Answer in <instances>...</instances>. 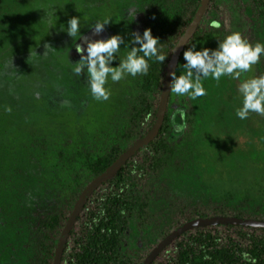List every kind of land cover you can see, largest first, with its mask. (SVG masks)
Returning <instances> with one entry per match:
<instances>
[{
  "label": "rangeland",
  "instance_id": "1",
  "mask_svg": "<svg viewBox=\"0 0 264 264\" xmlns=\"http://www.w3.org/2000/svg\"><path fill=\"white\" fill-rule=\"evenodd\" d=\"M140 3L0 0V264H28L32 252L26 221L11 206L21 197L32 200L45 191L63 201L73 178L67 158L96 152L111 138L116 123L128 118L141 79V75H126L119 82L109 78L110 98L97 101L87 71L81 77L72 71L81 57L73 61L69 57L79 36L74 40L68 35V21L79 17L83 36L97 21L110 18L103 39L119 34L125 40L112 65L117 67L134 47L133 33L140 32ZM216 6L227 34L239 31L250 42L257 40L258 28L241 0H217ZM259 35L264 43V32ZM49 44L54 49L45 54ZM205 47L209 48L201 42L195 45L197 51ZM259 75H264V56L240 80L205 79L207 94L195 100L170 90L171 109H166L172 128L170 149L162 154L152 185L154 212L166 205L164 192L170 186L189 197L250 196L264 201V116L236 115L243 99L240 83ZM177 125L184 126L182 132L176 131ZM28 180L32 183L23 184ZM169 249L157 258L158 264Z\"/></svg>",
  "mask_w": 264,
  "mask_h": 264
},
{
  "label": "trees",
  "instance_id": "2",
  "mask_svg": "<svg viewBox=\"0 0 264 264\" xmlns=\"http://www.w3.org/2000/svg\"><path fill=\"white\" fill-rule=\"evenodd\" d=\"M200 1L141 0L137 17L139 33L143 35L151 28L153 36L160 39V52L167 59L164 63L154 58L149 61V71L140 77L128 118L116 123L111 138L98 151H83L67 158L73 178L63 201H56L45 191L46 194L37 193L32 200L21 197L11 206L20 219L26 221L30 233L28 245L30 243L32 252L28 264H52L57 240L81 191L154 124L167 63ZM241 1L259 31L257 40L251 43H261L264 0ZM216 3L217 0H210L196 31L184 46L175 69L177 75L183 71L182 65L186 63L183 54L188 47L201 42L216 49L219 41L229 35L216 14ZM213 20L220 21L219 29L210 26ZM104 34L103 31L93 35V31H89L83 36L103 39ZM77 43L83 44V40L78 39ZM84 47L86 55L87 45ZM69 57L72 61L80 59L76 47ZM167 105L168 110L171 109L170 96ZM170 122V113L166 111L155 139L94 191L70 231L60 264H140L170 231L197 217L264 220V201H255L250 196L220 198L203 194L189 197L172 186L164 192L167 206H162L159 213L153 211L151 189L157 179L162 154L170 149L167 141L172 129ZM31 183L32 180H28L23 184ZM155 228L160 234L155 235ZM169 247L162 264H251L252 259L256 264H264V229L232 225L200 227L184 232L165 249ZM243 253H248L250 259H244ZM157 258L151 264H158Z\"/></svg>",
  "mask_w": 264,
  "mask_h": 264
},
{
  "label": "clouds",
  "instance_id": "3",
  "mask_svg": "<svg viewBox=\"0 0 264 264\" xmlns=\"http://www.w3.org/2000/svg\"><path fill=\"white\" fill-rule=\"evenodd\" d=\"M47 15L51 17L52 13ZM111 21L110 18H105L102 22L97 21L92 26L93 35L103 32L105 26ZM49 22L51 23V19ZM210 26L219 29L221 23L219 20H213ZM67 33L74 40L77 36L83 40V44L75 45L81 59L73 63L72 71L77 77L83 76L85 70L87 71V82L92 96L97 101H107L110 98L111 92L107 87L109 78L113 82H119L126 75L133 77L147 75L150 68L149 61L154 58L155 61L164 63L167 59V56L160 52L158 47L161 44L160 39L153 36L151 28L146 29L143 35L139 32L133 33L131 43L139 46L131 47L117 67L112 65L117 59L121 45L125 44L122 35H112L108 39H91L82 36L79 17H72L68 21ZM84 44L87 45L86 55ZM45 48V54L54 49L50 44L45 45ZM183 56L186 61L182 65L183 71L180 75H177L175 71L171 73L170 90L177 96L187 95L195 100L207 94L203 83L205 79L211 77L219 82L222 77L228 76L240 80L243 74L251 72L253 66L258 64L264 56V43L253 44L241 32L236 31L226 36L223 41H219L218 48L215 50L205 47L197 51L193 46L188 47ZM238 91L243 98L242 106L236 110L238 118L247 119L252 113L264 116V75L243 80ZM183 115L181 110L182 118ZM183 128L184 126L177 125L176 131L182 132ZM242 255L244 259H250L248 253ZM251 264H256L255 259L251 260Z\"/></svg>",
  "mask_w": 264,
  "mask_h": 264
},
{
  "label": "water",
  "instance_id": "4",
  "mask_svg": "<svg viewBox=\"0 0 264 264\" xmlns=\"http://www.w3.org/2000/svg\"><path fill=\"white\" fill-rule=\"evenodd\" d=\"M210 0H201L199 6L191 20V22L186 27L183 34L178 39L176 45L173 48L171 57L167 63L165 75L162 83L158 108L155 115V122L151 128L139 139L135 140L124 152H122L114 162L108 166L105 171L96 176L91 180L85 188L79 194L76 202L73 205L72 211L68 216L54 250V257L52 264H60L64 246L66 245L67 239L69 237L70 231L74 227V224L78 216L83 211L85 204L88 199L98 189L103 183L111 180L118 170L125 164V162L134 156L139 150L145 148L150 142H152L157 136L160 128L163 125V121L166 114L167 102L170 94V85L172 81L171 73L175 71L180 54L184 49L186 43L191 39L194 32L196 31L202 16L204 15ZM224 226L232 225L239 227H250V228H261L264 229V220L256 219H242L229 216H214V217H197L189 220L183 224H180L177 228L170 231L166 236H164L149 252L144 261L141 264H151L153 260L178 236L182 235L184 232L200 228V227H214V226Z\"/></svg>",
  "mask_w": 264,
  "mask_h": 264
},
{
  "label": "flooded vegetation",
  "instance_id": "5",
  "mask_svg": "<svg viewBox=\"0 0 264 264\" xmlns=\"http://www.w3.org/2000/svg\"><path fill=\"white\" fill-rule=\"evenodd\" d=\"M147 255H148V254H147ZM147 255H146V256H147ZM146 256H145V258H146ZM145 258H144V259H145ZM144 259L142 260V262L144 261ZM142 262H141V263H142ZM141 263H140V264H141Z\"/></svg>",
  "mask_w": 264,
  "mask_h": 264
}]
</instances>
